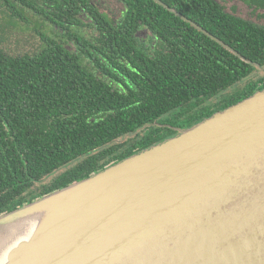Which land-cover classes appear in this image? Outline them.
I'll list each match as a JSON object with an SVG mask.
<instances>
[{
	"label": "trees",
	"instance_id": "trees-1",
	"mask_svg": "<svg viewBox=\"0 0 264 264\" xmlns=\"http://www.w3.org/2000/svg\"><path fill=\"white\" fill-rule=\"evenodd\" d=\"M113 1L121 9L112 17L109 0H0L14 17L16 7L32 11L20 28L37 38L31 50L0 48V216L175 136L155 121L187 104L192 113L176 127L210 117L193 103L264 66V26L234 8ZM241 2L264 9V0ZM207 68L215 76L202 80ZM188 73L193 89L181 81Z\"/></svg>",
	"mask_w": 264,
	"mask_h": 264
},
{
	"label": "water",
	"instance_id": "water-1",
	"mask_svg": "<svg viewBox=\"0 0 264 264\" xmlns=\"http://www.w3.org/2000/svg\"><path fill=\"white\" fill-rule=\"evenodd\" d=\"M35 213L2 264H264V89L0 221Z\"/></svg>",
	"mask_w": 264,
	"mask_h": 264
},
{
	"label": "rangeland",
	"instance_id": "rangeland-1",
	"mask_svg": "<svg viewBox=\"0 0 264 264\" xmlns=\"http://www.w3.org/2000/svg\"><path fill=\"white\" fill-rule=\"evenodd\" d=\"M218 3L221 4V6L228 12H231L232 7H236L237 9L235 10V14L237 16H240L244 19L253 21L257 24L264 25V18L259 17L260 14L264 15V11L258 10L253 12L251 9L246 7L240 0H216ZM106 5V3H105ZM109 13L112 16H117L119 14V11L121 9V6L116 3L113 0H109ZM0 7V28L4 32L3 35L1 36L0 34V48L3 49L4 52L7 54H12L16 53V51H20L19 49H33L36 47V40L37 38H34L35 35L30 32V31H23L20 26H21V19L19 18L22 14V16L25 17H31L32 11L26 7H16V9L19 11L20 16L14 17L11 15L9 11L6 10V7L2 5L1 2ZM9 16V17H8ZM112 16V17H113ZM8 17V18H7ZM10 19L11 23L6 25V22ZM18 24L17 26H12L11 24ZM217 42V41H216ZM218 43V42H217ZM219 44V43H218ZM18 49V50H16ZM263 71L259 70L256 74L262 75ZM235 94L233 93L229 97L234 96ZM227 97V98H229ZM131 136V135H129Z\"/></svg>",
	"mask_w": 264,
	"mask_h": 264
},
{
	"label": "flooded vegetation",
	"instance_id": "flooded-vegetation-1",
	"mask_svg": "<svg viewBox=\"0 0 264 264\" xmlns=\"http://www.w3.org/2000/svg\"><path fill=\"white\" fill-rule=\"evenodd\" d=\"M216 3H218L216 0H214ZM241 1V0H240ZM220 6H221V4L220 3H218ZM247 7V6H246ZM232 8H234V7H232ZM237 8L235 7L234 8V12H233V14H235V10H236ZM250 9V8H249ZM253 12H255V11H258V10H260V9H258V10H254V9H251ZM226 11V10H225ZM261 11H264V9L263 10H261ZM236 15V14H235ZM240 17V16H239ZM259 17H263L264 18V15L263 14H260L259 15ZM244 19V18H243ZM244 20H247V19H244ZM248 22H250L251 24H255V22H253V21H250V20H247ZM257 24V23H256ZM258 25H260V24H258ZM264 26V25H263ZM219 60V59H218ZM226 64V63H223V62H221L220 60H219V64ZM218 64V65H219ZM213 71H211V70H209L208 68L207 69H205L204 71H203V78H202V80H204V79H207V78H209V77H213V76H215V72H216V70L217 69H212ZM259 70H262L263 72L261 73L262 75H258V74H256ZM187 78L188 79H192V78H195L194 77V75H192L191 73H188V74H186L185 76H184V78H182L181 79V81L183 82V85H185L187 88L189 87L190 89H193V88H191V86L190 85H188V82H187ZM252 82H254V83H256V86H255V89H253L252 91H253V93H255V92H258V91H261V90H263L264 89V66H263V68H260V67H257L256 66V68L252 71V73L250 74V75H248V76H246V77H244V78H241V79H239V80H237V81H231L226 87H219V88H217L216 89V91L215 92H213V93H211L212 95H210L209 97H207V98H204L201 102H196V103H193V105H199L200 106V108L204 111L205 109L206 110H213V113L212 114H214L216 111H218V110H221V109H225V108H227V107H229V106H231V105H233V104H235V103H237V102H239L240 100H239V98H238V100H237V102H235V103H233V104H230V105H228L227 106V104H226V102L227 101H229V100H231L232 98H234V97H236V96H238L240 93H241V91H243V90H245L246 88H247V85L249 84V83H252ZM235 94L234 96H232V97H229L230 95H232V94ZM227 97H229V98H227ZM239 97H240V95H239ZM244 99V98H243ZM186 104V103H185ZM192 112L191 111H189V104H187L186 105V107L183 109V110H181L180 111V113H179V115H177L176 113H172L171 115H166V116H164V117H161V118H159L158 120H156L155 122L157 123V124H159L160 125V127L161 128H164V127H170V128H172L173 130H175L176 131V133L178 134V131H181V130H184V129H187V128H184V129H182V128H178V127H176L175 126V124L176 123H178V122H180V121H183V122H185L184 121V118H185V116H186V114H191ZM201 114V113H200ZM200 114H197V116H199ZM211 114V115H212ZM210 115V116H211ZM203 119H205V118H203ZM202 119V120H203ZM201 120V121H202ZM201 121H199V122H201ZM198 122V123H199ZM197 124V123H196ZM195 125V124H194ZM192 127V126H191ZM190 128V127H189ZM176 134V135H177Z\"/></svg>",
	"mask_w": 264,
	"mask_h": 264
},
{
	"label": "bare ground",
	"instance_id": "bare-ground-1",
	"mask_svg": "<svg viewBox=\"0 0 264 264\" xmlns=\"http://www.w3.org/2000/svg\"><path fill=\"white\" fill-rule=\"evenodd\" d=\"M39 207H35V210H43L42 205ZM41 215L42 213L30 216L16 215L0 221V264L4 262L9 249L31 233Z\"/></svg>",
	"mask_w": 264,
	"mask_h": 264
}]
</instances>
